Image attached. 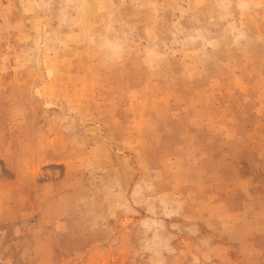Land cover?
<instances>
[{
	"label": "rangeland",
	"instance_id": "1",
	"mask_svg": "<svg viewBox=\"0 0 264 264\" xmlns=\"http://www.w3.org/2000/svg\"><path fill=\"white\" fill-rule=\"evenodd\" d=\"M0 264H264V0H0Z\"/></svg>",
	"mask_w": 264,
	"mask_h": 264
}]
</instances>
